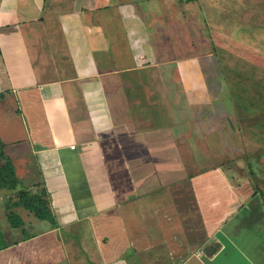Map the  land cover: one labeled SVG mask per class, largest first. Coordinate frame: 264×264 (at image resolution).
<instances>
[{
	"label": "crops",
	"instance_id": "obj_1",
	"mask_svg": "<svg viewBox=\"0 0 264 264\" xmlns=\"http://www.w3.org/2000/svg\"><path fill=\"white\" fill-rule=\"evenodd\" d=\"M150 7L0 0V264H264L260 184L204 164L213 132L152 116L147 84L170 77L133 49Z\"/></svg>",
	"mask_w": 264,
	"mask_h": 264
},
{
	"label": "rangeland",
	"instance_id": "obj_2",
	"mask_svg": "<svg viewBox=\"0 0 264 264\" xmlns=\"http://www.w3.org/2000/svg\"><path fill=\"white\" fill-rule=\"evenodd\" d=\"M148 10L146 25L136 24L144 46L133 49L162 59L152 70L170 77L147 84L153 118L213 132L206 142L213 157L204 164L232 166L233 178L264 190V0H153Z\"/></svg>",
	"mask_w": 264,
	"mask_h": 264
},
{
	"label": "trees",
	"instance_id": "obj_3",
	"mask_svg": "<svg viewBox=\"0 0 264 264\" xmlns=\"http://www.w3.org/2000/svg\"><path fill=\"white\" fill-rule=\"evenodd\" d=\"M2 155V144L0 143V157H2ZM12 172V168L9 164H5L2 168H0V188L3 186H12L16 182ZM260 190L262 191V188ZM20 200L26 208L33 210L39 218L48 220L52 219L47 202L43 198L23 192L20 195ZM14 223L17 224V222H13V224Z\"/></svg>",
	"mask_w": 264,
	"mask_h": 264
}]
</instances>
